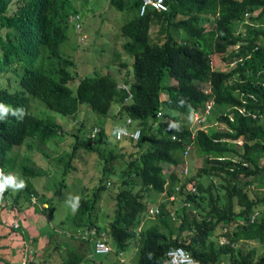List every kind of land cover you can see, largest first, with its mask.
<instances>
[{"label": "trees", "instance_id": "1", "mask_svg": "<svg viewBox=\"0 0 264 264\" xmlns=\"http://www.w3.org/2000/svg\"><path fill=\"white\" fill-rule=\"evenodd\" d=\"M165 1L166 10L147 8L140 13V0H107L116 10L130 13L118 26L125 37L122 47L131 56V77L122 79L131 92L125 101V92L108 72L79 75L73 88L68 85L75 78L68 68L73 60L69 51L61 53L59 45L66 38L68 23L77 27V5L85 0H0V104L7 109L0 119V170L4 175L11 170L10 152H16L27 139L43 142L63 132L61 123L52 117L31 111L34 98L62 117L75 114L78 104L84 103L94 115L104 118L110 104L117 102L115 114L130 117L139 128V136L132 140L138 153L129 157L120 171V184L112 195V218L103 231L105 242L122 250L132 241L137 253L134 264H169L164 253L174 246L191 255V261L181 264H264V218L243 223L253 208L264 204V195L257 197L247 191L251 178L264 181V122L260 118L264 117V0ZM205 21L211 22L209 28ZM237 24L243 27L241 35L235 31ZM151 25L157 29L155 39L149 36ZM216 53H225L226 61L235 62L225 70L211 69L209 59ZM200 82L209 84L210 93L202 90ZM208 97L219 107L212 118L228 129L209 127L196 132L193 145L201 152L202 162L177 190L184 203L172 208L168 190L155 216L145 217L142 228L135 232L132 227L144 209L142 195L147 190L163 191L177 181L175 170L165 175L161 163L175 166L181 161L182 149L190 140L185 118ZM237 107H242L243 113ZM89 125L96 127L97 138L103 141L102 126L93 120ZM82 126L80 122L71 132L69 156L77 147L101 155L97 144L78 134ZM238 137L240 144L232 142ZM113 157L109 149L103 171H108L107 162ZM19 171L27 177L40 174L24 162ZM204 175H217L221 181L213 185L196 178ZM132 179L138 184L136 190L131 187ZM186 180L194 185V191L185 187L189 184ZM61 185L60 181L55 194ZM103 187L100 182L97 190L80 198L71 215L76 225L95 226L94 238L100 236L101 229L91 210L99 197L98 188ZM22 189L29 200L30 187ZM39 200L46 206L50 203L43 197ZM233 221L238 224L231 227ZM222 225L230 227L224 232L225 243L214 239L219 238ZM76 237L86 242L89 254L83 256L70 244L57 264L89 263L93 240ZM255 244L261 245L259 251Z\"/></svg>", "mask_w": 264, "mask_h": 264}, {"label": "rangeland", "instance_id": "2", "mask_svg": "<svg viewBox=\"0 0 264 264\" xmlns=\"http://www.w3.org/2000/svg\"><path fill=\"white\" fill-rule=\"evenodd\" d=\"M126 11L116 10L107 3V0H85L80 6L77 5L76 12L80 17L77 27L68 23L66 38L59 45L61 53L67 54L69 51L73 60L72 65L67 66L69 72L73 76L75 75L74 79L68 81L69 86L74 87L75 79L79 75H93L103 72L111 74L119 82V85H126L122 79L131 77L128 65L131 56L123 49L122 42L125 37L118 31L119 24L130 15ZM204 26L209 28L211 22L205 21ZM242 30L241 24L235 26L236 33L241 35ZM154 32H157L156 26L151 25L149 36L153 39L156 38ZM243 35L245 34L243 33ZM81 36H83V39H80ZM223 55L220 53L213 54V59L217 60L215 66L217 70L228 67L222 63L226 61ZM120 62L127 63V66L121 65ZM1 79H4V75ZM163 82H166L165 79H163ZM203 85L205 84L203 83ZM163 92L164 90H160L161 95ZM37 101L39 100L34 98L31 102V111L40 116L52 117L61 123L63 132L43 142L37 139H27L19 145L16 152H10L13 157V165L5 176L12 175L16 177L17 181L23 180L25 185H28L31 189V198L26 199L23 189L14 191L11 187L0 195V245L9 248L12 243V240L7 238L6 233L8 232L6 231H10V234L11 232L14 234V231L17 233L12 237L13 252L11 253V249H8V251L6 249L1 250L0 264H5L2 260L8 261L6 259L7 253H10L8 257L9 264H19V260L21 264H23V261L24 264H27V260L32 255V259L35 261L29 264H56L60 257L65 256L68 247L71 246L70 244H73L81 253L89 254L87 253L89 246L86 242L76 237L82 234L85 227L81 226L83 224H74L71 219L74 212L67 202L70 198L78 197L80 199L89 196L93 190H97V184L103 182L104 187L98 188L99 197L91 211L92 215H95V223L101 230L106 231L107 224L113 214L114 199L112 195L119 187L120 171L126 166L127 159L129 157L135 158L138 153L135 152L132 140L126 138L113 140L111 138V129L124 120V118L115 114L119 106L117 102L110 104L107 116L102 118L94 115L88 107L84 106V103L78 104L75 114H67L62 117L61 114L47 109ZM212 108L208 116L209 119L206 121V128L228 129L224 123L213 121L212 117L215 111L213 112ZM169 112L173 113L174 111L169 110ZM92 120L97 125L102 126L103 132L106 134L103 141L98 140V133H90L91 126L89 123ZM80 122H83V126L82 131L78 130V134L81 136L86 135L87 140L97 144L101 149V155L94 150L77 147L72 152L73 154L69 156L73 140L71 132L75 130ZM109 149H111L114 157L107 162L108 171H103V158L104 155H107ZM182 160L187 165V172L185 175L178 174V179L174 184L179 187L184 179L195 175L198 166L202 162V154L193 145L187 155L183 159L181 157ZM21 161L34 171H39L40 174L30 175L31 177L20 174ZM66 162L68 167L65 166ZM161 165L165 168V173L171 167L167 163H161ZM175 171L177 172L176 169ZM196 178H200L204 183L211 181L213 185L221 181V177L217 175L196 176ZM193 179H190V182ZM60 181L63 182V185L58 188L55 194L54 189L58 187ZM132 181L131 187L136 190L138 184L135 183V179H132ZM254 181V178H251L247 185L249 195H255L256 185H254ZM251 185H254V187ZM171 189L172 186L160 192L147 190L142 195V199L146 203L145 206L163 200L164 193L167 190L171 191ZM183 189L185 190L184 187ZM17 192H19L17 199L13 200ZM171 195L172 208L181 205L184 201L183 196L177 192L171 193ZM41 197L46 200L50 199V203L48 200L47 203L49 204L47 206H41L39 200ZM16 224L18 227L12 228ZM209 237L211 238V235ZM46 241H48V244L44 250L41 245H44ZM52 244L53 246H50ZM108 244L110 250L107 252H90L92 254L88 262L90 264L135 263L137 253L134 251L132 241L127 242L122 250H116L109 242ZM255 246L259 251L261 245L255 244ZM21 255H25L26 258L22 260ZM119 257L122 258V261L119 260ZM223 263L224 261L220 262V264Z\"/></svg>", "mask_w": 264, "mask_h": 264}, {"label": "built area", "instance_id": "3", "mask_svg": "<svg viewBox=\"0 0 264 264\" xmlns=\"http://www.w3.org/2000/svg\"><path fill=\"white\" fill-rule=\"evenodd\" d=\"M147 8H152L155 10H166L167 8V4L164 0H140V4L138 6V11L141 13L142 11H145V9ZM212 63V62H211ZM234 63V61H230L227 62V66L232 65ZM124 90L126 91L127 96L130 95V92L128 90V87L124 84L121 85ZM205 92H209V86L206 85L204 88ZM240 95H242V92H240ZM250 97H253L252 94H247ZM212 104V100L208 99L203 106V109L200 113L195 112L192 115V120L189 124L190 127V137H192V134L194 133V130L197 128H203L205 127L206 123H204V116L208 113L209 108ZM237 110L240 113H243V108L242 107H237ZM158 115V112H156L155 116ZM228 118L231 120V114L228 113ZM251 116H254V113H250ZM124 124L123 125H117L115 126V128L113 129V138L114 139H120L122 137H128V138H132V139H136L139 135V128L138 127H133L132 129L128 128V125L131 123V119L129 117H125L124 119ZM96 130L95 127L92 128V132H94ZM171 138H175L174 135H171ZM233 142L240 144L241 140L239 138L233 140ZM189 148V144H186L183 152L186 153L187 150ZM221 158V157H218ZM242 164H245V162L243 161ZM183 171H185V167L183 168ZM195 187L194 185H190L189 186V191H194ZM169 198H172V195H169ZM158 211V208L156 205L154 206H150L148 208V214L150 216H153L156 214V212ZM257 218H264V204H261L255 208L252 209V211L248 214V216L243 219V223H252L254 222V220H256ZM238 222L237 221H233L231 224V227L234 225H237ZM96 228L94 226L91 227H85L84 231L82 232L81 236L88 239V240H93V245H92V251L94 253H103L106 252L109 248L108 244L105 242V237L103 234V231L101 230L98 235H100L99 237H91L93 234H96ZM139 229V226H136V230ZM230 230L229 225H223L221 226V233L218 236L219 238H217L216 240H218L219 242H227L225 236H224V232ZM165 259L169 262V264H181V263H185L191 260V255L185 251L182 247L180 246H174L171 247L169 249H167L164 253ZM90 264V263H87Z\"/></svg>", "mask_w": 264, "mask_h": 264}, {"label": "clouds", "instance_id": "4", "mask_svg": "<svg viewBox=\"0 0 264 264\" xmlns=\"http://www.w3.org/2000/svg\"><path fill=\"white\" fill-rule=\"evenodd\" d=\"M165 1V0H164ZM166 2V1H165ZM166 4H167V2H166ZM74 18H76L75 16H74ZM235 46H237V45H235ZM231 61H234L235 62V60H231ZM212 62V63H211ZM227 62H230V61H226V63H224L225 64V66H227ZM216 60L215 59H213V57H211V59H209V65H210V67H211V69L213 68V69H215V66H216ZM229 66H231V65H229ZM228 66V67H229ZM227 67V68H228ZM226 68V69H227ZM218 70H225L224 69V67L223 68H219ZM203 83L205 84V85H203ZM125 85V84H124ZM200 85H201V87H202V90L204 91V88H205V86L206 85H208L209 86V84L208 83H205V82H200ZM127 86V85H126ZM117 87H119L120 89H122L124 92H125V96L123 97V99L126 101V100H128V99H130V97H131V92H130V95L129 96H127V94H126V91L124 90V88L121 86V85H119V83H117ZM209 89H210V87H209ZM129 90V89H128ZM205 92V91H204ZM207 93H210V91L209 92H207ZM208 99H211L212 100V104H211V106H210V108H209V111H208V113L204 116V123H206V125H207V119H209V113H210V110H211V108H212V105L214 104V102H213V99H212V97H208L201 105H199V106H197V107H195V108H193V109H191L189 112H188V114H187V116H186V119H185V124H186V127H187V129L189 130V137H190V134H191V132H190V127H189V124H190V122H191V120H192V115L195 113V112H198V113H200L201 111H202V109H203V106H204V103L208 100ZM123 100V101H124ZM7 111V109H5L4 108V105L3 104H0V119H3V113L4 112H6ZM158 112V111H157ZM158 116V115H157ZM156 116V117H157ZM128 117V116H127ZM130 118V117H129ZM125 119V118H124ZM131 119V118H130ZM213 121H217V120H215V119H213ZM123 122H124V120H123ZM124 123H122V124H118V125H123ZM205 125V127H204V129L203 128H197V129H195L194 130V133L192 134V137H190V140L188 141V142H186V144H189V148H188V150H187V152L186 153H184L183 152V149H182V152H181V157H182V159L187 155V153H188V151H189V149H191V147H193V142H194V135L196 134V132L198 131V130H203V131H205L207 128V126ZM117 126V125H116ZM93 127H95V126H92L91 128H90V133L91 134H94L95 132H97L96 130L94 131V132H92V128ZM133 127H138L137 125H136V122L133 120V119H131V123L128 125V128H130V129H132ZM96 128V127H95ZM115 128V127H114ZM113 128V129H114ZM139 136V135H138ZM111 138L114 140V138H113V132L111 133ZM123 138H126V139H131V140H134V139H132V138H128V137H122V138H120V139H123ZM115 140H118V139H115ZM233 142V141H232ZM185 147V146H184ZM218 157H221V156H217L216 158H218ZM221 158H223V157H221ZM169 166L171 165V164H168ZM185 167V171H183V168ZM177 170V177H178V174L179 173H181L182 175H185L186 174V172H187V165H186V163L182 160L181 162H179L177 165H175V166H172L171 165V167H170V169H168L167 170V172L168 171H170V170H175V169ZM163 170H165V168L163 167ZM165 172V171H164ZM165 175H166V173H165ZM185 180V179H184ZM185 182H187V183H189L190 185H191V183L189 182V181H185ZM186 185L185 187H188V186H190V185ZM9 187H11L14 191H17V190H20V189H22V188H24L25 187V182L23 181V180H20V181H17V179H16V177L15 176H12V175H8V176H5L4 174H3V171L2 170H0V195H2L3 193H4V191L7 189V188H9ZM167 187H165V189H166ZM178 188H179V186L178 185H175V184H173L172 185V189H171V191L168 193V195H167V199L168 200H171L172 201V199L171 198H169V195L171 194V193H174V192H177V190H178ZM164 190V189H163ZM188 190H189V187H188ZM168 191V190H167ZM166 191V192H167ZM166 192L164 193V195H163V201H165L166 200V198H165V194H166ZM160 201H162V200H160ZM159 201V202H160ZM145 202V201H144ZM159 202H156V204H148V205H146L145 206V204L146 203H144V209L141 211L142 212V217H141V214H140V217H139V219H138V221H137V223L132 227V229L135 231V232H139L140 231V229L142 228L141 227V225H142V223L144 222V218L145 217H147V218H153L155 215H153V216H150L149 214H148V208L150 207V206H154V205H156L157 207H158V203ZM68 205H69V207L71 208V210L73 211V212H75L76 210H77V208H78V203H79V198L78 197H75V198H70L69 200H68ZM182 203H184V201L182 202ZM185 204H189L188 202H186L185 201ZM41 206L42 205H44L43 203H41L40 204ZM45 206H46V204H45ZM189 207L191 208V207H193V206H191V205H189ZM192 211H195V209H194V207L192 208ZM136 226H139V229L138 230H136ZM14 227H18V225L16 224V225H13L12 226V228H14ZM84 227H87L86 225L84 226ZM95 227V226H94ZM103 231V230H102ZM79 236L80 237H82L81 236V234H79ZM83 239H86V238H84V237H82ZM215 239H217V238H215ZM108 244V243H107ZM109 246V245H108ZM181 247V246H180ZM171 248V247H170ZM169 249V248H168ZM185 250V249H184ZM94 253V252H93ZM20 258L22 259V260H24L26 257H25V255H21L20 256ZM120 258V257H119ZM28 259V258H27ZM191 261V260H190ZM189 262V261H188ZM23 264H24V261H23ZM192 264H194V262H192Z\"/></svg>", "mask_w": 264, "mask_h": 264}, {"label": "crops", "instance_id": "5", "mask_svg": "<svg viewBox=\"0 0 264 264\" xmlns=\"http://www.w3.org/2000/svg\"><path fill=\"white\" fill-rule=\"evenodd\" d=\"M222 54H225V53H222ZM216 62H217V60H216ZM226 62V61H225ZM225 62H222V63H225ZM216 65H217V63H216ZM212 111L214 112L215 111V113H216V111L219 109V107H217V106H215L214 104L212 105ZM228 108H226L225 107V110H227ZM260 118H262V119H264V117L263 116H261ZM262 119H261V121H262ZM262 122H264V121H262ZM240 140H241V138L240 137H238ZM255 181H254V185H256V191H254V194L257 196V197H261L262 195H264V181L262 182L261 180H260V178H255L254 179ZM261 181V182H260ZM254 185H251L252 187H254ZM44 205L46 204V202H42ZM11 230H13V229H11ZM6 232H8V233H6V236H7V238H9V239H11L12 240V243H11V245H10V247L9 248H6L4 245H0V253H1V250H3V249H6V251H8V249H11V253L13 252V248H14V246H13V238L12 237H14V234H17V233H15V231H14V234H12V232H11V234H10V231H6ZM3 237V236H2ZM1 241V240H0ZM47 244H48V241H46L45 243H44V245L42 244L41 246H43V249L45 250V248H46V246H47ZM50 246H53V244L52 245H50ZM56 248V247H55ZM37 251V250H36ZM39 251V250H38ZM37 251V252H38ZM9 254L10 253H7V255H6V259H8V261H4V260H2L3 261V263H5V264H9ZM59 254V253H58ZM83 254V256H84V254L85 253H82ZM60 255V254H59ZM83 256H82V258H83ZM32 257H33V255L31 256V258H29L28 260H27V264H29V263H31L32 261H35V260H33L32 259ZM61 258V257H60ZM60 258H59V260H60ZM119 260L120 261H122V258L120 257L119 258ZM57 262H58V260L56 261V264H57ZM23 263V262H22ZM19 264H21L20 263V260H19Z\"/></svg>", "mask_w": 264, "mask_h": 264}]
</instances>
